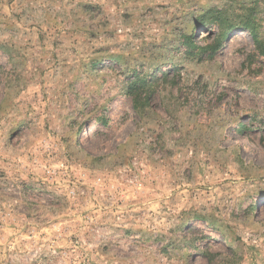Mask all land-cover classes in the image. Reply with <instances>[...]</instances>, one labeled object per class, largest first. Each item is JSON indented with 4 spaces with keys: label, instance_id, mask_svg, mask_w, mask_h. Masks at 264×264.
<instances>
[{
    "label": "rangeland",
    "instance_id": "1",
    "mask_svg": "<svg viewBox=\"0 0 264 264\" xmlns=\"http://www.w3.org/2000/svg\"><path fill=\"white\" fill-rule=\"evenodd\" d=\"M247 24L264 0H0V264H264Z\"/></svg>",
    "mask_w": 264,
    "mask_h": 264
},
{
    "label": "trees",
    "instance_id": "2",
    "mask_svg": "<svg viewBox=\"0 0 264 264\" xmlns=\"http://www.w3.org/2000/svg\"><path fill=\"white\" fill-rule=\"evenodd\" d=\"M252 35L253 37L256 39L255 41L257 42V46L259 49H261V52L264 53V42L263 41H260L257 37V33H256V30H255V27L251 24H247L246 26H244ZM224 38L227 37V34H225L223 36ZM190 43L192 45H196V43L193 41V40H190ZM213 43H210V44H207L206 46L204 47H200L202 48L203 50H208V49H211L212 50V54H215L218 52V50L222 47L223 43H222V39H221V42L219 41V43L213 47ZM135 84H133V86H136L138 85V82H134ZM137 83V84H136ZM137 88V87H136ZM134 95V107L136 109H138L140 107V99L137 98V94H133ZM241 129V128H240ZM240 134L241 136L243 137L244 134H243V130H240Z\"/></svg>",
    "mask_w": 264,
    "mask_h": 264
}]
</instances>
